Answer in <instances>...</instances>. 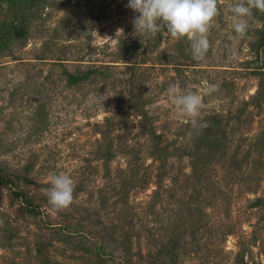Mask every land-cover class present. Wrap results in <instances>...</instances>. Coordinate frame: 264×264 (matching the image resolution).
<instances>
[{"label": "rangeland", "instance_id": "374dc122", "mask_svg": "<svg viewBox=\"0 0 264 264\" xmlns=\"http://www.w3.org/2000/svg\"><path fill=\"white\" fill-rule=\"evenodd\" d=\"M128 2L0 0V264H264V13L232 40L219 0L196 61L187 38L134 36Z\"/></svg>", "mask_w": 264, "mask_h": 264}, {"label": "clouds", "instance_id": "9594fccd", "mask_svg": "<svg viewBox=\"0 0 264 264\" xmlns=\"http://www.w3.org/2000/svg\"><path fill=\"white\" fill-rule=\"evenodd\" d=\"M218 3L219 0H129L127 7L139 13L131 21L134 36L155 37L163 30L172 40L187 38L192 58L202 61L211 47L209 32L219 14ZM229 8L235 32L230 39L239 40L247 34V18L251 17L252 10L264 13V0H235ZM229 51L231 58L235 59V50ZM217 90L216 84L208 86L209 94ZM167 91L176 109L189 118L193 129L209 127L208 122L199 119L203 107L200 95L192 92L178 94L174 84ZM50 183L51 187L44 191L52 209L62 211L69 208L74 201L73 180L61 173L53 175Z\"/></svg>", "mask_w": 264, "mask_h": 264}]
</instances>
